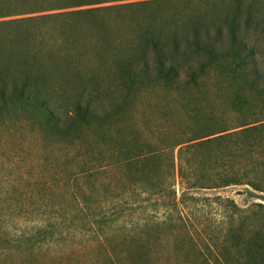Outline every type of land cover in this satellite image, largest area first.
<instances>
[{"label":"trees","instance_id":"16d2710c","mask_svg":"<svg viewBox=\"0 0 264 264\" xmlns=\"http://www.w3.org/2000/svg\"><path fill=\"white\" fill-rule=\"evenodd\" d=\"M259 58L264 0H0V110L48 112L65 137L102 131L111 116L129 111L123 97L163 87L191 91L209 73L237 76L264 96ZM252 115L240 127L210 136L187 127L166 132L171 140H147L142 149L159 161L140 188L162 189L174 176L203 189L244 184L264 192V110ZM92 144L105 162L95 170L115 165L121 172L118 145ZM79 195L75 211H90L86 191ZM100 218L109 219L106 213ZM177 225L151 220L133 224L128 233ZM232 227L213 242L241 240Z\"/></svg>","mask_w":264,"mask_h":264},{"label":"rangeland","instance_id":"374dc122","mask_svg":"<svg viewBox=\"0 0 264 264\" xmlns=\"http://www.w3.org/2000/svg\"><path fill=\"white\" fill-rule=\"evenodd\" d=\"M200 82L181 93L163 87L123 97L129 111L95 134L59 135V120L40 109L0 110V264H264V192L203 189L174 176L162 189L140 188L159 161L142 149L147 140H171L166 132L187 127L198 137L234 130L264 110V96L237 76L209 73ZM93 141L119 146L121 172L94 169L105 162ZM80 190L90 211H75ZM107 194L111 202H101ZM165 219L178 225L128 233ZM231 226L241 240L216 245Z\"/></svg>","mask_w":264,"mask_h":264}]
</instances>
